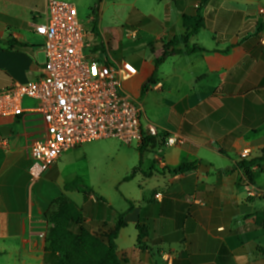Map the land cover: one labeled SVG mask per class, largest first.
<instances>
[{"label": "crops", "instance_id": "0c3cea01", "mask_svg": "<svg viewBox=\"0 0 264 264\" xmlns=\"http://www.w3.org/2000/svg\"><path fill=\"white\" fill-rule=\"evenodd\" d=\"M69 1L83 19L80 0ZM88 1L94 7L96 0ZM261 8L264 0H100L96 21L88 18V51L103 56L109 49L115 61L133 63L137 74L121 87L141 108L142 122L185 142L161 151L162 166L154 159L161 138L133 145L95 140L69 149L33 179L29 155L46 136L42 116L27 110L0 117V264H63L48 247L52 224L45 214L61 197L78 204L94 233L114 232L123 217L121 264H264ZM196 11L205 28L156 68L164 42L184 34V14ZM46 13V0H0V89L41 75L44 38L36 25ZM193 45L205 51H188ZM36 103L27 99L24 106ZM242 160L257 161L253 184L237 167ZM184 163L193 166L174 172ZM77 177L93 192L64 189Z\"/></svg>", "mask_w": 264, "mask_h": 264}, {"label": "built area", "instance_id": "2783aa9c", "mask_svg": "<svg viewBox=\"0 0 264 264\" xmlns=\"http://www.w3.org/2000/svg\"><path fill=\"white\" fill-rule=\"evenodd\" d=\"M46 1L45 20L36 25V33L44 38L41 75L0 89V117L20 116L29 110L43 118L46 136L35 140L30 148L32 178H41L69 149L110 138L125 145L161 138L154 159L164 166L161 151L182 145L184 137L142 122L141 108L121 87L122 81L137 74L136 66L115 61L109 49L103 56L88 51L91 43L86 40L87 28L77 7L66 0ZM259 11L264 13L263 8ZM126 36L136 38L137 32L128 30ZM260 41L264 44V31ZM27 99L36 101V106L26 108ZM247 155L243 153V157Z\"/></svg>", "mask_w": 264, "mask_h": 264}, {"label": "trees", "instance_id": "16d2710c", "mask_svg": "<svg viewBox=\"0 0 264 264\" xmlns=\"http://www.w3.org/2000/svg\"><path fill=\"white\" fill-rule=\"evenodd\" d=\"M99 2L100 0H97V4L92 11L94 22L96 21ZM183 22L186 32L182 35L173 36L164 42L162 56L155 60L156 68L169 55L182 53L181 50L175 49V47L190 43L191 39L206 26L204 17L198 11L193 14H184ZM189 50L192 52L205 51L204 48L198 45H193ZM222 154L226 153L222 152ZM261 159L264 160V156ZM256 164V160H242L237 163V167L244 170L250 184L254 183L252 167ZM192 166V164L184 163L174 172L185 171ZM64 189L67 191H80L85 195L93 192V189L88 187L80 177L65 183ZM56 204L57 209L55 211L45 213L48 221L52 224L48 233V247L52 252L59 253L63 264H121L117 254L116 239L119 230L126 225L122 216L116 224L114 232L94 233L84 226L82 210L75 201L61 197ZM138 229V243L140 248L145 250L144 239L147 233L141 225L138 226Z\"/></svg>", "mask_w": 264, "mask_h": 264}, {"label": "rangeland", "instance_id": "374dc122", "mask_svg": "<svg viewBox=\"0 0 264 264\" xmlns=\"http://www.w3.org/2000/svg\"><path fill=\"white\" fill-rule=\"evenodd\" d=\"M66 1H69V0H66ZM69 2H71V1H69ZM89 2L90 1H88V0H80L79 1V4L81 6V11L85 12L84 15H81V16H83L82 17L83 18L82 21L84 23V26H86L87 30L90 29V26L88 25V18L92 15V11H93V8H95V6L97 4V0L94 3V7H92L93 4L92 5H89ZM98 5H100V2H99ZM86 16H88V17L86 18ZM120 54H122V53L120 52ZM92 149H94L95 152H97V150H98V149H96L94 147H92ZM98 163H100V167L101 168L105 166V163H104V161L102 159H99L98 160Z\"/></svg>", "mask_w": 264, "mask_h": 264}, {"label": "snow or ice", "instance_id": "6c2138e0", "mask_svg": "<svg viewBox=\"0 0 264 264\" xmlns=\"http://www.w3.org/2000/svg\"><path fill=\"white\" fill-rule=\"evenodd\" d=\"M94 71H95V69H94Z\"/></svg>", "mask_w": 264, "mask_h": 264}]
</instances>
